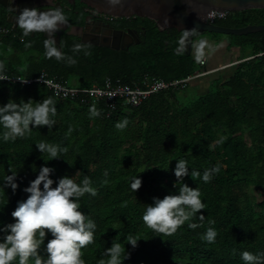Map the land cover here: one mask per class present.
I'll list each match as a JSON object with an SVG mask.
<instances>
[{"label": "trees", "instance_id": "trees-1", "mask_svg": "<svg viewBox=\"0 0 264 264\" xmlns=\"http://www.w3.org/2000/svg\"><path fill=\"white\" fill-rule=\"evenodd\" d=\"M262 23L264 9L233 12L220 20L228 27ZM21 36L22 31H11L0 40V62L10 76L36 78L44 71L69 86L90 88L102 86L107 77L135 86L146 76L170 81L202 70L192 55L177 51L179 41L167 30L150 23L141 43L129 51L92 45L90 56L74 55L73 44L82 42L64 34L62 51L77 60L71 67L46 58L42 33L27 37L32 39L31 47H25ZM232 36L252 54L229 76H214L201 92L204 87L192 79L185 89L158 92L138 106L118 104L112 109L105 102L61 98L39 82L0 81V106L10 100L39 102L51 97L57 108L51 130L33 127L15 141L3 140L5 129L0 125V228L15 222L11 213L29 195L24 189L47 166L54 169L53 187L64 176L77 183L88 176L96 190L95 196L85 194L79 200L80 210L96 224L94 242L81 250L85 264L107 260L103 253L113 241L126 249L123 264H244L243 251L264 253V57L256 56L264 52V30ZM19 53L27 56L25 61L16 60ZM72 80L78 84L71 85ZM190 86L198 92L188 94ZM92 106L99 116H90ZM125 119L127 126L118 130L115 125ZM41 141L68 151L45 161L49 155L36 147ZM179 159L188 162L189 175L178 186L197 187L205 209L167 236L146 227L142 215L153 198L178 194L174 169ZM216 165L221 166L219 173L205 183L203 172ZM192 170L201 177L192 179ZM12 172H16L15 191L4 181ZM137 176L142 186L134 192L131 183ZM189 223L199 226L193 229ZM209 227L217 231L213 243L202 239ZM4 235L0 232V242ZM129 235L140 239L135 248L127 244ZM51 238L48 233L39 250L45 259ZM29 264H34L31 258Z\"/></svg>", "mask_w": 264, "mask_h": 264}, {"label": "clouds", "instance_id": "clouds-1", "mask_svg": "<svg viewBox=\"0 0 264 264\" xmlns=\"http://www.w3.org/2000/svg\"><path fill=\"white\" fill-rule=\"evenodd\" d=\"M12 2L13 0H10V3ZM107 2L113 8L122 6V0H107ZM55 5L53 0H48V5L43 11L38 8H23L19 10L18 15H15V23L22 31L23 37H28L33 33L47 34V38L43 41L46 58H55L58 62H65L71 67L77 63L74 58L75 54L83 52L85 56L91 55L92 45L74 43L71 48L74 55H67L61 51L65 42L61 39L58 47L55 36L58 31L69 28L70 24L69 17L65 15L62 7ZM8 10L17 12L16 8L10 7ZM196 32V28L184 29L181 45ZM31 46V41L25 44V47ZM205 47L206 41H199L194 45L197 62H205ZM8 79L5 74V65L0 62V81ZM21 81L24 82V80ZM56 112V102L51 97L39 102L29 99L27 102L21 100L20 103H16L10 100L7 104L0 106V125L5 129L3 140L7 142L15 141L18 137L23 138L31 132L33 127L47 126L51 130L55 125L52 117L56 115ZM89 112L91 117L100 115L95 106H92ZM127 124L128 120L125 119L117 122L115 127L123 130ZM36 147L42 154L49 155V159L45 161L58 159L62 153L68 151L67 148L44 141L38 142ZM220 167L216 165L206 169L202 180L205 183L210 182L214 174L219 173ZM53 171L54 169L47 166L40 168L37 177L24 189L29 194L27 199L18 202L17 207L11 213L15 222L0 228V232L5 233L3 241L0 242V264H14L17 258L18 264H29L30 258L34 264H85L81 250L94 242L96 224L80 210L79 200L85 194L95 196L96 190L91 186V178L88 176H84L80 183L72 177L64 176L53 187L54 181L50 178ZM174 175L177 178L174 186L178 194L165 195L162 199L153 198L152 204L145 205L142 215L146 227L167 236L176 233L185 222L190 221L192 217L205 209V204L201 200V192L197 187L192 188L185 183H180L178 186V182L183 181V178L189 175L186 160H178ZM190 175L192 179L201 177V173L196 170H192ZM15 179L16 172H12V175L4 180L13 191L18 187L14 182ZM141 186L142 180L138 176L135 177L131 183L132 190L136 192ZM199 219L203 221L204 215L201 214ZM188 226L195 229L199 225L189 223ZM48 233H51L52 238L47 242L45 249L47 258L45 259L39 254V250ZM216 236L217 231L209 227L202 239L213 243ZM126 240L127 244L135 248L140 239L129 235ZM103 255L108 259H100L98 264H123L124 259L127 258L125 247L115 241L111 247L105 249ZM240 256L244 264H264V253L253 254L243 251Z\"/></svg>", "mask_w": 264, "mask_h": 264}, {"label": "flooded vegetation", "instance_id": "flooded-vegetation-1", "mask_svg": "<svg viewBox=\"0 0 264 264\" xmlns=\"http://www.w3.org/2000/svg\"><path fill=\"white\" fill-rule=\"evenodd\" d=\"M56 7H62L65 15L69 17L70 27L62 29L56 33L55 39L58 41L63 38L64 34L76 36L82 43H90L94 46H103L101 43L109 44L114 47H108L115 51H129L130 48L136 44L141 43V37L145 36L147 23L156 26L155 22L141 16L133 17H117L107 13H102L96 9L75 0V2H69L68 0H53ZM48 5V0H0V40L4 38L11 31H21L15 23V15L19 14V10L23 8H30L32 6H38L37 8L43 11ZM16 8L17 12H9L8 8ZM220 24V20L217 21ZM221 25V24H220ZM157 27V26H156ZM168 33L179 41L178 49L186 52L187 54L194 55V45L198 44L197 39L210 42L211 39L217 40L220 43L222 40L212 38V33L196 32L193 40L188 44L189 40H185L181 45L183 30L167 29ZM35 33L31 34L34 39ZM42 35L47 38V34ZM187 38V39H188ZM21 42L26 44L32 39L21 36ZM87 40L89 42H84ZM186 44V45H185ZM58 46V44H57ZM59 47V46H58ZM107 47V46H105ZM128 47V50L125 48ZM62 51V49H61ZM194 57V56H193Z\"/></svg>", "mask_w": 264, "mask_h": 264}, {"label": "water", "instance_id": "water-1", "mask_svg": "<svg viewBox=\"0 0 264 264\" xmlns=\"http://www.w3.org/2000/svg\"><path fill=\"white\" fill-rule=\"evenodd\" d=\"M75 2V0H68ZM80 2L117 17L141 16L155 22L160 30L177 29L225 35H246L264 30V23L249 24L244 27H228L208 22L207 15L217 11L241 12L250 9H264V0H122V6L111 7L107 0H79ZM32 6L30 8H37ZM186 40L190 42L193 37ZM84 42H89L84 40ZM202 39H197V43ZM60 36L56 42L59 46ZM217 40H215V43ZM103 46L114 47L101 43ZM186 45V44H185ZM128 50V47L125 48ZM178 49L177 51H181Z\"/></svg>", "mask_w": 264, "mask_h": 264}, {"label": "built area", "instance_id": "built-area-1", "mask_svg": "<svg viewBox=\"0 0 264 264\" xmlns=\"http://www.w3.org/2000/svg\"><path fill=\"white\" fill-rule=\"evenodd\" d=\"M232 13L233 12L222 10L212 12L207 15L206 20L210 23H215L218 20L226 19ZM256 56L264 57V52L259 53ZM205 64L206 59L205 62L200 63L201 67ZM205 73L206 72L204 70L198 69L192 76L170 81L146 76L141 83L136 84L135 86L124 83L121 79L114 80L107 77L102 86L94 85L90 88L69 86L64 82L57 81L56 79L49 77L44 71L36 78H28L22 75L10 76L6 74L9 79L3 81L21 83L23 85L39 82L47 85L61 98L79 99L82 102H91L94 104L105 102L108 107L114 109L118 106V104L138 106L147 100L151 95L167 89H185L192 79L202 76ZM21 80H24V82Z\"/></svg>", "mask_w": 264, "mask_h": 264}, {"label": "crops", "instance_id": "crops-1", "mask_svg": "<svg viewBox=\"0 0 264 264\" xmlns=\"http://www.w3.org/2000/svg\"><path fill=\"white\" fill-rule=\"evenodd\" d=\"M244 48L245 47L238 45L234 40L227 39L220 43H215V40L211 39L210 42H207L205 47L206 64L201 67L202 69L205 68L204 70L207 71V73L200 78H194V80L197 79L195 84L201 87L206 85L205 87H207L214 76L224 78L229 76L233 72L234 67L251 57L252 53L242 56ZM212 49H215V51H212ZM247 49L251 50L250 48Z\"/></svg>", "mask_w": 264, "mask_h": 264}, {"label": "rangeland", "instance_id": "rangeland-1", "mask_svg": "<svg viewBox=\"0 0 264 264\" xmlns=\"http://www.w3.org/2000/svg\"><path fill=\"white\" fill-rule=\"evenodd\" d=\"M211 37L212 38H217V39H221L222 41H224V40H234V41H236L237 39L234 37V36H232V35H225V34H216V33H212L211 34ZM205 51H206V49H205ZM8 52H10V50H8ZM252 52V50H249V49H247L246 47L244 48V50H243V52H242V56H246V55H248V54H250ZM16 56V55H15ZM194 58H195V51H194ZM26 58H27V56L26 55H24V54H18L17 56H16V60H18V59H20V60H23V61H25L26 60ZM203 70V69H202ZM205 71V70H204ZM206 73H207V71H205ZM209 73V72H208ZM75 84H78V82H76L75 80H72L71 81V85H75ZM202 89H205V87L204 88H201L200 89V92L201 91H203ZM198 91H197V89H194L192 86H190L188 89H187V93L188 94H191V95H193V94H195V93H197ZM257 198H258V200L260 201L261 199H262V196L261 195H257Z\"/></svg>", "mask_w": 264, "mask_h": 264}]
</instances>
